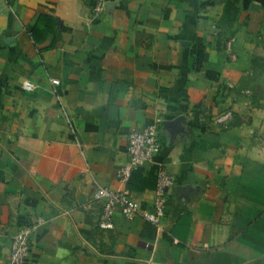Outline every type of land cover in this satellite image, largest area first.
I'll return each mask as SVG.
<instances>
[{"label": "crops", "instance_id": "0c3cea01", "mask_svg": "<svg viewBox=\"0 0 264 264\" xmlns=\"http://www.w3.org/2000/svg\"><path fill=\"white\" fill-rule=\"evenodd\" d=\"M95 1L0 0V264L31 224L24 264H264V0ZM160 166L162 228H101L96 184L153 207Z\"/></svg>", "mask_w": 264, "mask_h": 264}, {"label": "built area", "instance_id": "2783aa9c", "mask_svg": "<svg viewBox=\"0 0 264 264\" xmlns=\"http://www.w3.org/2000/svg\"><path fill=\"white\" fill-rule=\"evenodd\" d=\"M106 6V0H96L94 12L101 14ZM53 83L60 82L59 79H52ZM24 90L35 91L38 84L32 80H25L22 84ZM229 114L219 117L225 119ZM129 162L118 169V176L122 181H128L134 171L145 162L155 159L160 152L162 140L159 132V125L151 123L142 129H135L128 136ZM175 184V177L163 166L157 171V195L153 207L144 206L139 200L135 199L131 190L114 189L100 183L96 184L94 197L103 204V212L100 218L101 228L114 227V215L117 209L127 219H134L141 216L154 224L157 228H162L163 218L167 210V189ZM41 222V219H39ZM36 224L24 226L14 237L10 254L6 264H24L30 257L31 238L35 231Z\"/></svg>", "mask_w": 264, "mask_h": 264}, {"label": "water", "instance_id": "95a60500", "mask_svg": "<svg viewBox=\"0 0 264 264\" xmlns=\"http://www.w3.org/2000/svg\"><path fill=\"white\" fill-rule=\"evenodd\" d=\"M168 124V123H167Z\"/></svg>", "mask_w": 264, "mask_h": 264}]
</instances>
